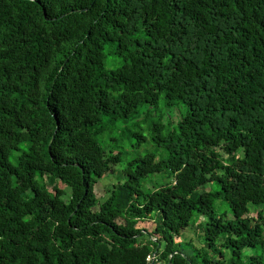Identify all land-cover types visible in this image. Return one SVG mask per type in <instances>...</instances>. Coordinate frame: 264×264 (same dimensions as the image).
I'll list each match as a JSON object with an SVG mask.
<instances>
[{"label":"trees","instance_id":"trees-1","mask_svg":"<svg viewBox=\"0 0 264 264\" xmlns=\"http://www.w3.org/2000/svg\"><path fill=\"white\" fill-rule=\"evenodd\" d=\"M170 263L264 264V0H0V264Z\"/></svg>","mask_w":264,"mask_h":264},{"label":"rangeland","instance_id":"rangeland-1","mask_svg":"<svg viewBox=\"0 0 264 264\" xmlns=\"http://www.w3.org/2000/svg\"><path fill=\"white\" fill-rule=\"evenodd\" d=\"M107 58V68L108 69H114L121 64V60L114 56L111 53H108ZM168 115L167 118L170 117L172 119V116L175 114L172 111H167ZM169 116V117H168ZM148 126V122L145 121V115H139L134 118L128 119L127 121H117L115 124L112 125V132L108 136L109 138H115V140L118 142L117 144L119 146L114 148V151H122L124 153L123 156V162H126L128 160H131L133 158L142 156L146 154L147 152H155L156 148L154 147L150 133L143 132L146 135V138H148L147 143L143 144L141 148L133 147V143L137 140V135L142 132V130L146 129ZM123 131H125L123 133ZM102 144L110 150L111 146H106L103 140L101 139ZM115 145V143H114ZM113 149V147H112ZM17 153H13L11 155V160L13 162L16 161ZM117 180L115 176H112L108 179H105L102 181L101 189L102 191H106L108 188H112L113 184H116ZM210 188L212 185H209ZM214 188H216V185H214ZM216 207L218 209L219 215H224V212H228V215H230V209L227 204L223 203L221 200L218 201L216 204ZM254 209L252 208V213ZM207 220V217L204 218V221ZM141 228H145L148 231H153L155 229V225L150 222L146 221L144 223L140 224ZM195 227H190L188 230H186L183 234V237H181V241L186 242L185 245H183L179 252L188 259L186 256L191 257L193 255L194 250L202 249L205 247V239H204V233L202 232H195ZM189 260V259H188Z\"/></svg>","mask_w":264,"mask_h":264},{"label":"water","instance_id":"water-1","mask_svg":"<svg viewBox=\"0 0 264 264\" xmlns=\"http://www.w3.org/2000/svg\"><path fill=\"white\" fill-rule=\"evenodd\" d=\"M171 264V263H170Z\"/></svg>","mask_w":264,"mask_h":264}]
</instances>
